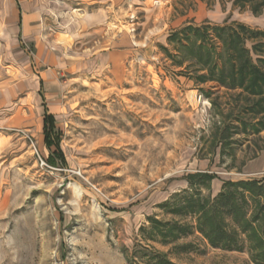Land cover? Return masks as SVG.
<instances>
[{"label": "rangeland", "instance_id": "rangeland-1", "mask_svg": "<svg viewBox=\"0 0 264 264\" xmlns=\"http://www.w3.org/2000/svg\"><path fill=\"white\" fill-rule=\"evenodd\" d=\"M18 3L20 43L0 24V264H264V189L214 193L201 177L264 182V167L248 171L264 115L187 61L191 30L210 44L204 26L264 29V13L233 0ZM228 197L234 211L219 212ZM210 213L234 248L212 243Z\"/></svg>", "mask_w": 264, "mask_h": 264}, {"label": "trees", "instance_id": "trees-1", "mask_svg": "<svg viewBox=\"0 0 264 264\" xmlns=\"http://www.w3.org/2000/svg\"><path fill=\"white\" fill-rule=\"evenodd\" d=\"M233 3L241 9L249 8L255 15L264 13V0H233ZM204 29H208V31L210 29L215 33L214 42L204 43L207 36L206 30L201 32L199 28L191 30L193 36L195 35V42L190 49L191 55L187 58V61L194 60L200 65L199 71L207 70V75L203 72L198 76L199 81L201 83L216 81L228 89H241L248 95L257 97L251 104V111L255 114L264 115V30L237 22L216 24L212 28L204 26ZM201 177L204 183L211 181L216 176L203 174ZM263 183L262 180L257 179L227 181L222 183L221 191L226 185H229L240 191L252 193L264 189ZM217 197L213 200H217ZM217 205H220V207L221 205L222 207L224 205L228 206V208L220 209L219 212L224 211L230 214L234 211L230 197ZM260 210H264L263 205ZM216 217L218 218L214 213H210L205 215L203 219V225L209 224L212 228L210 231L216 239L212 243L218 246L220 241H225L223 247L227 249L234 248V244L230 242V240H233L232 235L223 226L217 225ZM203 229L202 227V231H204ZM152 264L177 263L159 255H154Z\"/></svg>", "mask_w": 264, "mask_h": 264}, {"label": "crops", "instance_id": "crops-1", "mask_svg": "<svg viewBox=\"0 0 264 264\" xmlns=\"http://www.w3.org/2000/svg\"><path fill=\"white\" fill-rule=\"evenodd\" d=\"M3 1V7L2 11H0V24H1V30L3 31L4 34L7 35H17V42L20 43L21 41V35L27 32V23L24 21V17L21 13V9L18 3V0H0ZM14 8V10H13ZM27 19V18H26ZM226 23V22H223ZM221 23V24H223ZM237 23H242V22H237ZM245 24V23H242ZM247 25V24H245ZM250 26V25H247ZM251 27V26H250ZM264 30V29H261ZM35 75V74H34ZM36 77V84L38 85V95L40 98H42V88L44 84V77L35 75ZM256 159H253L252 162H255ZM260 164V168H251L249 166L248 171H259L261 168L264 167V154L261 155L260 160L255 163L254 165ZM248 167V166H247ZM239 180V179H238ZM222 181L218 178L215 177L214 179L211 180V189L214 193H217L219 189L221 188Z\"/></svg>", "mask_w": 264, "mask_h": 264}]
</instances>
